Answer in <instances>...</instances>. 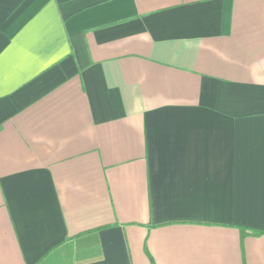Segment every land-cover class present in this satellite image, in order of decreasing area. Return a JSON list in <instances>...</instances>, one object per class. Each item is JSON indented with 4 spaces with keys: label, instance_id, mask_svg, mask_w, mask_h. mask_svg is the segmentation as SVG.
Instances as JSON below:
<instances>
[{
    "label": "crops",
    "instance_id": "1",
    "mask_svg": "<svg viewBox=\"0 0 264 264\" xmlns=\"http://www.w3.org/2000/svg\"><path fill=\"white\" fill-rule=\"evenodd\" d=\"M0 264H264V0H0Z\"/></svg>",
    "mask_w": 264,
    "mask_h": 264
}]
</instances>
